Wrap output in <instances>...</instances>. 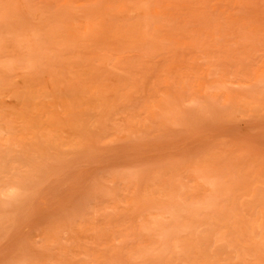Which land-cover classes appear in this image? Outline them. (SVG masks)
<instances>
[{
	"label": "rangeland",
	"instance_id": "1",
	"mask_svg": "<svg viewBox=\"0 0 264 264\" xmlns=\"http://www.w3.org/2000/svg\"><path fill=\"white\" fill-rule=\"evenodd\" d=\"M263 74L264 0H0V264H254Z\"/></svg>",
	"mask_w": 264,
	"mask_h": 264
},
{
	"label": "bare ground",
	"instance_id": "2",
	"mask_svg": "<svg viewBox=\"0 0 264 264\" xmlns=\"http://www.w3.org/2000/svg\"><path fill=\"white\" fill-rule=\"evenodd\" d=\"M122 11V10H121ZM123 12H126L125 10ZM122 14V13H121ZM260 79L262 81H264V74L261 75ZM2 133V127H0V134ZM5 138H7V140L10 139L9 136H4ZM3 138V136L1 137ZM7 143H10L9 141H6ZM1 168H0V173H1ZM17 183H19L18 181H16ZM13 184L12 185V189L9 190L7 192V194L9 195L11 200H15L19 199L21 193H22V187L19 186V184ZM2 192H0L1 194ZM262 201H264V198H261ZM255 210H257V213L260 215L258 219H256L255 221H253L252 225H251V239L252 242L247 246L245 243L241 242L240 239H238V236L240 234L241 231V226L236 224V229L234 230V236L235 239H230L229 242L227 243V245L229 247H232L234 249H236L237 253H244L246 251L245 248L250 249V251L254 254L257 255L258 258L255 259L254 264H257V260L260 259L263 261L264 263V259L261 257V251H264V206H261L260 208L257 209V207H255ZM256 228V229H255ZM168 229L167 226H165L164 224L159 223V233H164L166 230ZM204 232H206L204 230ZM161 233V234H162ZM218 239H221V237H219ZM200 240L205 241L206 245L204 249L201 248L202 245H200ZM209 241V237L208 235L204 234L202 235V237L198 238V239H192L190 240L189 243H191V249L192 251L188 250V253L191 255L190 258L195 259L196 257H201L204 260H206L210 253L207 252L208 248L212 245ZM178 245V244H177ZM225 245H223L222 247H224ZM231 251V250H230ZM196 254V255H195ZM198 254V255H197Z\"/></svg>",
	"mask_w": 264,
	"mask_h": 264
}]
</instances>
